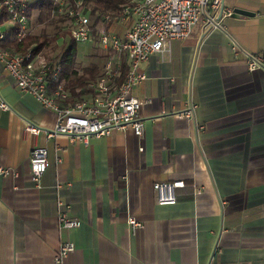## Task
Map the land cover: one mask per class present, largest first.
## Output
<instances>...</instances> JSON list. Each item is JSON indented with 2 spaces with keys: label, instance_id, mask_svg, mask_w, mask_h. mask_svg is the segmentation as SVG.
I'll list each match as a JSON object with an SVG mask.
<instances>
[{
  "label": "crops",
  "instance_id": "obj_1",
  "mask_svg": "<svg viewBox=\"0 0 264 264\" xmlns=\"http://www.w3.org/2000/svg\"><path fill=\"white\" fill-rule=\"evenodd\" d=\"M223 4L249 14L225 16L219 28L200 23L141 63L148 78L133 94L146 101L143 136L114 131L88 146L35 137L28 123L48 127L56 115L0 61L9 105L0 110V167L13 171L0 173V264H57L69 240L76 249L62 264H264V69L249 70L244 57L264 55V0ZM191 101L195 117L180 116ZM37 145L49 152L39 184ZM174 180L185 182L177 203L159 205L154 183ZM67 205L79 228L61 226Z\"/></svg>",
  "mask_w": 264,
  "mask_h": 264
},
{
  "label": "built area",
  "instance_id": "obj_2",
  "mask_svg": "<svg viewBox=\"0 0 264 264\" xmlns=\"http://www.w3.org/2000/svg\"><path fill=\"white\" fill-rule=\"evenodd\" d=\"M31 0H0V61L15 79L22 93L33 95L45 109L53 111L56 121L48 127L28 123L26 129L35 137L42 133L47 138L67 135L72 141L80 140L86 146L94 138L111 135L114 131L133 130L138 136L145 132V121L140 111L146 101L133 94L134 89L148 78L140 71L142 62L155 53L170 51L175 40L188 38L196 25L202 23L211 28L222 26L225 16L232 14L221 7L223 0H129L120 5L115 14L106 13L97 23L98 15H92L83 0L75 5L70 1L56 0L58 12L68 18L69 37L78 45L91 43L104 54L102 72L89 83L92 92L74 99L66 87L61 58H49L43 51L18 52L8 48L12 26H18L15 37L21 41L30 33L27 15ZM123 25L121 35L113 26ZM251 71L264 69V55H244ZM196 105L191 101L180 116L193 119ZM9 109L0 100V110ZM32 180L39 184L49 167V152L37 145L30 154ZM0 173L13 174L12 169L0 167ZM185 187L184 180L154 183L159 205L177 203L176 190ZM65 206L64 202H60ZM61 226L76 229L82 220L70 213L67 205L60 215ZM133 228L141 226L133 216L128 220ZM76 249L69 240L60 246L55 262L62 264Z\"/></svg>",
  "mask_w": 264,
  "mask_h": 264
},
{
  "label": "trees",
  "instance_id": "obj_3",
  "mask_svg": "<svg viewBox=\"0 0 264 264\" xmlns=\"http://www.w3.org/2000/svg\"><path fill=\"white\" fill-rule=\"evenodd\" d=\"M73 5L78 0H68ZM129 0H83L84 4L90 8L92 15H98L97 23H100L102 16L106 13L115 14L120 5L127 3ZM58 4L56 0H31L27 15L30 21V33H28L21 41H19L15 34L18 26H12L9 33V39L5 46L15 49L18 52H27L33 50L34 52H44L46 46L51 45L58 39H62L59 52L54 54H45L49 58H61L64 66V78L66 87L70 89L74 99L83 98L92 92L89 88V83L94 80L102 72V65L104 62V54H93V59L89 61L86 66L78 63V43L69 37L70 30L68 29V18L59 14ZM34 11L38 12V22L44 24L46 22L54 25L57 28L53 36H50L46 30L41 34L32 32V21ZM65 25V26H64ZM45 53V52H44ZM98 55V56H97Z\"/></svg>",
  "mask_w": 264,
  "mask_h": 264
},
{
  "label": "rangeland",
  "instance_id": "obj_4",
  "mask_svg": "<svg viewBox=\"0 0 264 264\" xmlns=\"http://www.w3.org/2000/svg\"><path fill=\"white\" fill-rule=\"evenodd\" d=\"M61 1L66 2V0H61ZM31 30L35 34H41L44 30H46V32L50 36H53L54 33L56 32L57 28L48 22H46L44 24H40L38 22V12L34 11ZM61 43H62V39L60 38L56 42L52 43L51 45L46 46L44 48V52H45L44 54L47 53V54L51 55V54H54L56 52H59V47L61 46ZM79 47H80V52L82 53L81 57H85V59L83 61H79L82 65L88 64V62L91 61L93 59V56H95L96 54H103V52L101 50L97 49L91 43H88L87 45L79 44ZM93 54H95V55H93Z\"/></svg>",
  "mask_w": 264,
  "mask_h": 264
},
{
  "label": "water",
  "instance_id": "obj_5",
  "mask_svg": "<svg viewBox=\"0 0 264 264\" xmlns=\"http://www.w3.org/2000/svg\"><path fill=\"white\" fill-rule=\"evenodd\" d=\"M223 10H224V4H222V7H221V16H222V13H223ZM242 14H249V12L247 10H243V9H240V8H236L234 9V12L232 13V16L234 17H238Z\"/></svg>",
  "mask_w": 264,
  "mask_h": 264
}]
</instances>
